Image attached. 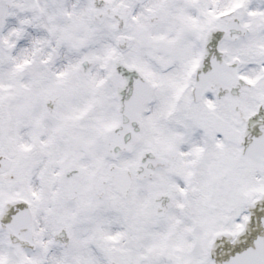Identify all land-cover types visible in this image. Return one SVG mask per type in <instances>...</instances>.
Returning <instances> with one entry per match:
<instances>
[{
    "label": "snow or ice",
    "instance_id": "1",
    "mask_svg": "<svg viewBox=\"0 0 264 264\" xmlns=\"http://www.w3.org/2000/svg\"><path fill=\"white\" fill-rule=\"evenodd\" d=\"M0 264H264V0H0Z\"/></svg>",
    "mask_w": 264,
    "mask_h": 264
}]
</instances>
